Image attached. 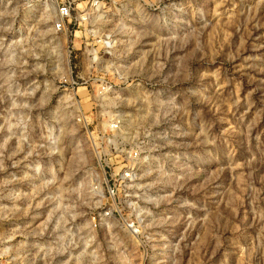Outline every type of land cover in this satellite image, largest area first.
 I'll return each mask as SVG.
<instances>
[{
  "label": "rangeland",
  "instance_id": "374dc122",
  "mask_svg": "<svg viewBox=\"0 0 264 264\" xmlns=\"http://www.w3.org/2000/svg\"><path fill=\"white\" fill-rule=\"evenodd\" d=\"M0 264H264V0H0Z\"/></svg>",
  "mask_w": 264,
  "mask_h": 264
},
{
  "label": "built area",
  "instance_id": "2783aa9c",
  "mask_svg": "<svg viewBox=\"0 0 264 264\" xmlns=\"http://www.w3.org/2000/svg\"><path fill=\"white\" fill-rule=\"evenodd\" d=\"M71 17V6L66 3L58 5V21L54 26V30L60 32L65 28V22ZM118 126L115 124L112 129H116Z\"/></svg>",
  "mask_w": 264,
  "mask_h": 264
}]
</instances>
